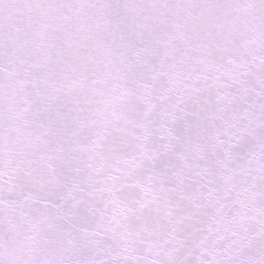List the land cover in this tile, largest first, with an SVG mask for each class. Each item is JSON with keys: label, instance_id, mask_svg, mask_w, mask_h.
Returning <instances> with one entry per match:
<instances>
[{"label": "snow or ice", "instance_id": "obj_1", "mask_svg": "<svg viewBox=\"0 0 264 264\" xmlns=\"http://www.w3.org/2000/svg\"><path fill=\"white\" fill-rule=\"evenodd\" d=\"M0 264H264V0H0Z\"/></svg>", "mask_w": 264, "mask_h": 264}]
</instances>
